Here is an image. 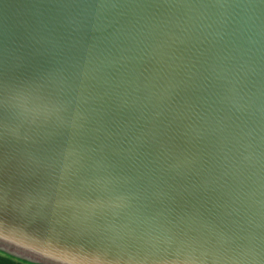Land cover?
<instances>
[{
	"label": "water",
	"instance_id": "1",
	"mask_svg": "<svg viewBox=\"0 0 264 264\" xmlns=\"http://www.w3.org/2000/svg\"><path fill=\"white\" fill-rule=\"evenodd\" d=\"M5 74L0 251L264 264V0H0Z\"/></svg>",
	"mask_w": 264,
	"mask_h": 264
},
{
	"label": "snow or ice",
	"instance_id": "2",
	"mask_svg": "<svg viewBox=\"0 0 264 264\" xmlns=\"http://www.w3.org/2000/svg\"><path fill=\"white\" fill-rule=\"evenodd\" d=\"M6 76L7 74L0 77V95L5 96V99H0V120L6 118V95L11 90L5 85L4 80ZM45 108H47V105H45ZM21 186L26 193L32 194L33 191L38 190L41 187V184L36 181H26L22 183ZM2 193L3 187L0 185V202L12 198L10 194ZM92 207H96V205L93 204ZM69 216L72 217L73 221L77 218L74 213H70ZM79 234L83 237V239L75 242L74 246L78 248L79 252L85 258L84 261L80 262V264H120L123 254L118 246H114L111 242L88 232L79 231ZM153 264H184V262L176 258H170L155 261Z\"/></svg>",
	"mask_w": 264,
	"mask_h": 264
},
{
	"label": "trees",
	"instance_id": "3",
	"mask_svg": "<svg viewBox=\"0 0 264 264\" xmlns=\"http://www.w3.org/2000/svg\"><path fill=\"white\" fill-rule=\"evenodd\" d=\"M0 264H36L0 251Z\"/></svg>",
	"mask_w": 264,
	"mask_h": 264
}]
</instances>
